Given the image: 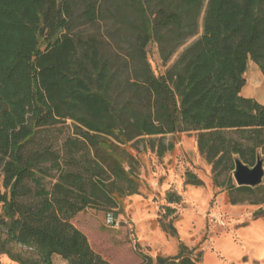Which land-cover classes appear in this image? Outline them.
Segmentation results:
<instances>
[{"label":"trees","instance_id":"trees-1","mask_svg":"<svg viewBox=\"0 0 264 264\" xmlns=\"http://www.w3.org/2000/svg\"><path fill=\"white\" fill-rule=\"evenodd\" d=\"M203 3L0 0V256L16 264H54L56 256L66 264H109L71 220L85 210L109 214L136 194L113 140L127 146L195 132L214 175L220 167L233 172L235 158L254 166L260 155L264 163V105L240 95L249 62L264 76V0H207L202 35L171 67L154 74L147 59L150 43L165 65L193 38ZM104 22L113 34H100ZM65 120L74 137L60 153L42 139ZM91 150L110 160L108 180ZM51 172L56 179L47 190ZM227 184L231 205L264 192V182L254 189ZM162 230L176 238L170 222ZM186 252L179 243L174 257L140 253V264L199 263L201 253L193 259Z\"/></svg>","mask_w":264,"mask_h":264},{"label":"rangeland","instance_id":"rangeland-1","mask_svg":"<svg viewBox=\"0 0 264 264\" xmlns=\"http://www.w3.org/2000/svg\"><path fill=\"white\" fill-rule=\"evenodd\" d=\"M206 4L207 0H204L197 19V34L180 46L165 65L159 60L157 45L149 44L147 59L154 74H163L179 54L202 35ZM127 16L128 20L134 21V16ZM106 23L100 26L99 32L103 36L113 34V31L107 33ZM84 31L87 34L90 32L87 28ZM246 72V84L240 95L264 103V76L251 62ZM72 130V122L65 120L44 133L45 139L42 140L46 145L51 144L53 151L61 153L63 142L68 137H74ZM225 136L237 138L231 132H226ZM113 141L117 156L125 158L126 170L132 172V178L136 181V194L124 196L119 206L109 214L103 210H85L71 220L86 236L93 252L109 264H140V253L153 260L157 255L176 256L179 243L195 259L199 253L203 254L206 242L213 235L232 231L235 222H242V216L254 219L253 214L258 210L264 214V192L257 199L250 198L238 205L229 204L227 183L230 180L234 182L232 171L220 167L217 175L212 173L211 165L197 147L195 132L152 136L150 139L140 137L127 146ZM89 157L105 164L102 178L108 180L110 160L106 162L104 155L98 153L97 156L94 150L90 151ZM50 175L49 179L44 180L47 190L56 179L55 172ZM192 179L201 181V185L193 186L190 183ZM1 184L0 177V190ZM122 187L123 191L132 188L128 189L125 183ZM251 200L262 203L252 205ZM237 218L240 220L236 221ZM257 219L264 221L261 216ZM169 222L176 230V238L168 237L162 230V224ZM53 261L54 264H65L59 257H54ZM0 264L16 263L6 256H0Z\"/></svg>","mask_w":264,"mask_h":264},{"label":"crops","instance_id":"crops-1","mask_svg":"<svg viewBox=\"0 0 264 264\" xmlns=\"http://www.w3.org/2000/svg\"><path fill=\"white\" fill-rule=\"evenodd\" d=\"M241 220L232 231L213 235L206 242L199 264H264V221L243 216Z\"/></svg>","mask_w":264,"mask_h":264},{"label":"water","instance_id":"water-1","mask_svg":"<svg viewBox=\"0 0 264 264\" xmlns=\"http://www.w3.org/2000/svg\"><path fill=\"white\" fill-rule=\"evenodd\" d=\"M232 176L237 187L257 188L264 182V163L260 155L256 156V163L253 167L245 165L238 158L234 160Z\"/></svg>","mask_w":264,"mask_h":264}]
</instances>
